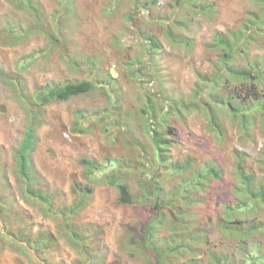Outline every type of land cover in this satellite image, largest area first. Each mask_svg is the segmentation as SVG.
Segmentation results:
<instances>
[{
	"label": "rangeland",
	"instance_id": "1",
	"mask_svg": "<svg viewBox=\"0 0 264 264\" xmlns=\"http://www.w3.org/2000/svg\"><path fill=\"white\" fill-rule=\"evenodd\" d=\"M36 1L42 10L44 24L53 31L54 19H57L62 29L59 37L54 38L55 44L38 32L28 34L26 40L16 45L0 43V197L14 199L12 204L10 202L12 209L22 213L32 232L48 230L57 238L47 251L30 246L23 249L25 252L2 247L0 264L82 263L77 244L70 243L63 235L65 230L59 215L45 216L37 201L23 199V180L15 175L14 166V152L27 118L23 98L15 86L20 83L22 90L30 94L37 88L82 79L93 81L90 91L44 106V121L38 128L39 141L31 160L33 172L41 176L44 188L56 196L54 209L59 208V203L72 202L75 183L93 187L91 200L76 214L75 220L82 224L85 232H96L90 247L99 256L97 264H143L147 261L141 253L133 254L127 244L128 232L132 229L136 234L133 239L142 240L141 225L148 217L149 207L140 203H119L115 188L99 182L97 173L88 175L78 160L87 156L102 163L108 157H135L137 150L133 148L132 139L150 147L146 127L149 121L142 113L147 104L152 105L157 117L165 119L158 129L170 140V158L184 161L189 157L193 169L210 163L221 168L222 176L211 180L198 192L201 202L191 208L197 224L209 231L212 241L209 250L232 253L235 263L245 258L234 248L237 240L219 235L210 220L224 209L222 202L243 199L240 197L243 179L236 172L239 157L244 158L243 165L254 172L257 181L264 179V131L252 125L248 133H244L232 116L222 110L219 117L223 133L217 134L204 110L189 104L191 93L198 87H202V95L214 90L224 97L238 86L236 81L226 82V76L218 77L215 84L205 81L212 77L220 57V50L213 46L212 38L216 31L239 27L251 12L258 10L256 0H210L214 5L211 14L180 7L174 0H137L150 5L141 6L140 11L136 10L134 0H70L68 14L60 9L59 0ZM134 12L137 13L135 19L129 17ZM173 17L184 24L175 25ZM169 23L174 33L187 36L190 46L177 44L167 37ZM33 24L34 19L27 10L0 0V33L8 27L22 30ZM140 29L156 35L161 44L153 60L148 62L146 44L138 34ZM251 46V54L264 58V33L257 36L256 43ZM30 54L34 55V60L22 68V58ZM75 61H80L81 66L73 64ZM108 73L115 79L109 78ZM15 78L18 79L15 81ZM108 80L113 81L118 97L111 95ZM235 88L238 91V87ZM260 88L264 93V79ZM78 109H82V132L74 124ZM163 180L168 190L178 177L168 176ZM128 183L135 191L137 182L133 177H129ZM255 214L263 224L264 204ZM16 221L14 219L10 226L18 223ZM0 228L4 229L1 219ZM165 233L164 226L160 227L158 235ZM251 238L246 251L253 250L250 244L255 239L264 243V232L253 234ZM206 250L207 247L202 248L198 255L203 264H207ZM184 260L178 257L168 264H180Z\"/></svg>",
	"mask_w": 264,
	"mask_h": 264
},
{
	"label": "trees",
	"instance_id": "2",
	"mask_svg": "<svg viewBox=\"0 0 264 264\" xmlns=\"http://www.w3.org/2000/svg\"><path fill=\"white\" fill-rule=\"evenodd\" d=\"M177 5L191 8L195 12L211 14L214 5L210 0H174ZM14 8L27 10L34 19V24L26 29L6 28L0 33V43L16 45L26 40V36L33 32L43 34L51 39L52 44L59 37L61 23L54 19V29L51 31L43 22L42 10L36 0H7ZM61 10L69 13L70 0H59ZM136 10L140 7H149L148 2L134 0ZM258 10L253 11L235 30L216 31L213 34L212 44L220 50V57L216 62L212 77L205 78L213 84L219 78H224L228 83L236 81L235 87L229 90L227 96L221 97L212 90L209 95H202V87H198L191 93L189 106H195L204 110L208 123L217 134L223 133L219 112L229 113L244 133H248L252 125L264 131V93L260 84L264 79V58L259 59L256 54L250 53L251 45L256 43L257 36L264 33V0H256ZM137 13H133L135 19ZM155 20V19H154ZM173 17L175 25L184 24ZM61 21H63L61 19ZM55 30V31H54ZM173 25H166V35L177 44L190 46L187 36L176 34ZM139 36L146 44L148 59L153 60L157 50L161 48L159 39L153 33L139 30ZM34 55L24 56L21 67L28 65ZM73 58V56H71ZM238 59V60H237ZM245 59V61H242ZM79 62V63H78ZM80 65V61L73 64ZM109 74V78L115 79ZM214 76V77H213ZM18 78H15L16 81ZM19 82V81H18ZM108 87L112 96L118 97L113 81L108 80ZM15 86L18 95L23 98L27 110L26 124L21 140L14 152L15 175L20 177L24 185L21 191L23 199L31 198L39 203V208L45 216H57L70 243H76L79 253L82 255L81 264H97L99 256L92 251V238L96 237L95 231L88 233L82 230V224L75 220L76 214L91 200L93 187L87 183H75L74 199L70 204L59 203L54 209L55 195L44 188L41 176L33 172L32 153L35 151L39 137L38 128L43 123L44 106L54 101H66L71 97L81 95L91 90L93 81L89 79L69 80L64 83L37 88L27 94L20 83ZM201 88V89H200ZM184 105V103H181ZM188 105V103H187ZM186 106V105H184ZM149 124L148 134L150 147L137 139H132L133 148L137 150L135 157L117 159L107 158L100 163L97 159L81 156L79 164L86 169L88 175L98 176V181L114 187L117 192V201L123 204L140 203L149 207L148 217L141 225L142 240L136 241L133 237L135 230L128 232V248L133 253H141L147 257L143 264H168L174 258H184L180 264H203L198 255L202 248H206L207 264H264V243L255 239L250 244L252 251H246L247 244L252 241L251 235L262 234L264 223L258 222L255 213L260 212L264 204V179L256 180L253 171H249L243 165L244 158L237 159V173L243 179L240 188L242 195L237 201H224V209L211 219L214 231L227 239L237 240L235 249L245 256L234 262V255L227 251L209 250L212 241L209 231L197 224V219L192 211L201 201L198 192L211 181L222 176L219 166L206 164L203 168L193 169L191 160L187 157L184 161L170 158L168 148L170 140L164 132L158 129L163 124L164 117H157L152 105L147 104L142 108ZM166 114H169L167 112ZM153 120V122H152ZM155 120V121H154ZM146 123V122H145ZM74 124L77 130L82 132V109L75 111ZM168 129H173L168 126ZM152 151H151V149ZM1 163V161H0ZM183 175V176H182ZM178 177L176 184L168 190L163 186V179ZM129 177L137 182V188L132 190L128 183ZM180 177V178H179ZM95 180L92 179V182ZM45 184V183H44ZM197 196V197H196ZM14 199L0 197V219L4 229L0 228V248L11 247L19 252L27 249V246L35 250H48L56 241V236L48 230L32 232L22 213L12 209ZM11 202V204H10ZM233 202V203H232ZM193 207V208H191ZM196 213V212H195ZM16 219L18 223L10 226ZM163 224V225H162ZM262 225V229L259 228ZM16 225V227H14ZM164 226L165 234L159 236V228ZM159 236V237H158ZM246 245V246H245ZM246 261V263H244ZM49 264V263H47ZM80 264V262H78Z\"/></svg>",
	"mask_w": 264,
	"mask_h": 264
}]
</instances>
